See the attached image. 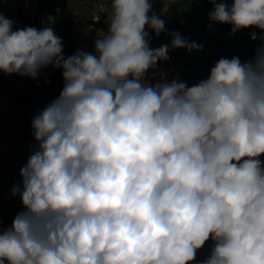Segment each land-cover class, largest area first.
<instances>
[{"label":"clouds","instance_id":"1","mask_svg":"<svg viewBox=\"0 0 264 264\" xmlns=\"http://www.w3.org/2000/svg\"><path fill=\"white\" fill-rule=\"evenodd\" d=\"M209 2L210 21L257 28L261 45L192 86L145 78L170 47L203 49L179 32L150 47L145 26L165 31L151 0H112L95 54L67 57L53 27L13 30L0 14V72L51 66L64 81L32 119L11 189L24 210L0 229V264H192L210 238L200 264H264V0Z\"/></svg>","mask_w":264,"mask_h":264},{"label":"trees","instance_id":"2","mask_svg":"<svg viewBox=\"0 0 264 264\" xmlns=\"http://www.w3.org/2000/svg\"><path fill=\"white\" fill-rule=\"evenodd\" d=\"M188 5L189 10L194 14L195 21L193 26L184 27L166 19V15L171 10V5L165 0H151L153 5L152 12L159 15L165 22V31L158 37L163 40H171L172 33L179 32L182 37L189 41H195L201 44L206 35L216 30H225L227 24H211L209 12L213 9V4L209 0H181ZM219 2V0H217ZM229 4L233 0H227ZM165 7L167 10L165 11ZM151 14V13H150ZM54 18V23L49 25L53 27L55 34L62 39L65 57L72 55V46L74 43L71 29L73 25V9L69 6L68 0H50L48 19ZM103 17L96 22L103 23ZM212 27H209V25ZM35 27L27 13H22L18 29L24 27ZM36 28V27H35ZM254 27L238 30L231 33L227 38L224 34L220 37V47L218 59L238 56L240 60H250L255 53L254 41L250 34L254 32ZM259 31V36L262 34ZM0 72V93L5 92L12 102L15 111L11 115L14 131L22 130L24 142L32 147L36 146L32 133V119L41 112L48 104L57 98L63 89L64 81L61 70L47 77H38L30 79L25 87H16L11 85L1 76ZM4 115V114H0ZM260 159L264 162V156ZM20 203L13 197H7L3 190H0V229L11 227L12 221L20 211ZM212 241V239H209ZM214 244L210 246L212 250ZM6 264V262H5Z\"/></svg>","mask_w":264,"mask_h":264},{"label":"rangeland","instance_id":"3","mask_svg":"<svg viewBox=\"0 0 264 264\" xmlns=\"http://www.w3.org/2000/svg\"><path fill=\"white\" fill-rule=\"evenodd\" d=\"M171 5V10L167 17H173V18H179L180 20H186L190 16V12L186 5L175 3L174 0H165ZM77 2V0H68L69 6L73 9L74 4ZM173 4V5H172ZM112 3L108 6L106 14L103 15V23L97 24L96 28L93 33L98 31L107 32L109 27V21L112 14ZM76 7V6H75ZM93 10L98 11L96 8H93ZM80 13L82 17L85 20H89L91 15V9L90 4L88 5L87 2L80 8ZM30 15L33 17L34 11L33 9H30ZM194 23L191 21V25H188L186 27L192 26ZM232 27V26H231ZM230 26H226L225 30L218 31V35H206L205 39L201 43L203 45L202 51H192L189 53L185 49H171L169 51V59L167 61L158 62V65L155 69H150L149 72L146 74V80L150 83H155L157 80L160 79V75L164 74L166 76V79L170 82L172 79L178 78L181 81H186L188 86H192L194 84H197L202 79H207L210 75L211 68L215 65V63L218 61V52H219V44L220 37L224 34L227 38L230 34ZM145 31L149 32V42L150 47L152 48H158L159 45L155 44L151 39H154V33L151 31V29L147 28ZM259 32V31H258ZM71 34L74 40L73 46H72V55L75 54L77 51L81 48V43L83 40L87 41L90 39L93 44L90 48L86 49L85 52H90L95 54V47L94 42L96 38L89 32H86L85 25L83 23H77L73 22ZM155 37H157L155 35ZM159 38V37H157ZM161 39V38H159ZM170 45V42H168ZM174 51V55L173 52ZM247 60H241V62H245ZM173 67V68H172ZM1 76L8 80L9 75L5 73H1ZM15 108L10 101L9 97L5 92L0 93V114H4L8 116L9 118L14 113ZM11 189H6L4 191V194L7 197H13L20 203V211H23L24 208L22 206V202L20 197L13 196L11 194ZM214 244L213 241L208 240L205 245L199 249L196 253L195 259H200V261H204L209 257L211 254L210 246Z\"/></svg>","mask_w":264,"mask_h":264},{"label":"built area","instance_id":"4","mask_svg":"<svg viewBox=\"0 0 264 264\" xmlns=\"http://www.w3.org/2000/svg\"><path fill=\"white\" fill-rule=\"evenodd\" d=\"M90 5L97 4L98 12L102 15L107 10V3L99 0H81ZM49 4L50 0H0V14L14 21L13 30L18 29L22 13H27L37 29L49 26ZM30 9H33V17L30 15ZM73 22L83 23L86 32L91 33L96 39L101 31L93 33L96 28V21L93 18L85 20L78 7L73 8ZM147 26V25H146ZM80 50L85 51L90 48L93 42L88 39L83 40ZM60 69H54L51 66L42 70L40 77H47L55 74ZM30 77H21L16 74L9 75L7 80L16 87H25ZM12 118L6 115H0V190L12 188L13 185L21 183L20 170L27 163L31 155L32 147L24 142L22 130L14 131Z\"/></svg>","mask_w":264,"mask_h":264},{"label":"crops","instance_id":"5","mask_svg":"<svg viewBox=\"0 0 264 264\" xmlns=\"http://www.w3.org/2000/svg\"><path fill=\"white\" fill-rule=\"evenodd\" d=\"M99 1H104V2H106L107 4H108V6L112 3V0H99ZM175 1V3H180V4H183V5H186L187 6V8H188V5L186 4V3H184L183 1H181V0H174ZM84 4H86V2H83V1H81V0H77V2L74 4V6H73V8H75V6L76 7H78L79 9L84 5ZM88 4V3H87ZM89 5V4H88ZM173 5V4H172ZM108 6H107V8H108ZM93 8H96L97 10H98V5L97 4H94V5H90V9H91V11H92V9ZM188 10H189V8H188ZM106 12H107V10H106ZM106 12L104 13V14H106ZM189 12H190V16H189V18L188 19H186V20H180L179 18H173V17H167L166 19L169 21V22H173V23H175V24H178V25H181V26H184V27H186V26H188V25H191V21H192V23H194V21H195V16H194V14L189 10ZM103 14V15H104ZM169 14V13H168ZM167 14V15H168ZM92 18V13H91V15H90V18L89 19H91ZM211 24H214V25H216L217 23H215V22H210ZM193 26V25H192ZM227 26H230V28H231V25L230 24H227ZM189 27H191V26H189ZM148 28V26H145V29H147ZM218 31H220V30H216V31H214L213 33H211V34H209V35H213V36H216V35H218ZM254 32H256V34H257V37H259V32H258V29L257 28H255L254 29ZM155 44H158L159 45V47L161 46V45H163V44H168V42H171V40H163V39H159V38H157V37H155V35H154V39H151ZM218 41H220V39H218ZM254 45H255V53H254V55L256 54V51H257V49L260 47V45H261V41H260V39L259 38H257L255 41H254ZM219 47H220V44H219ZM174 50H176V49H174ZM178 50V49H177ZM183 50V49H182ZM173 52V55H174V51H172ZM218 54H219V52H218ZM254 57V56H253ZM219 60V59H218ZM165 62V61H164ZM173 68V67H172ZM200 259H195L193 262H192V264H200Z\"/></svg>","mask_w":264,"mask_h":264},{"label":"water","instance_id":"6","mask_svg":"<svg viewBox=\"0 0 264 264\" xmlns=\"http://www.w3.org/2000/svg\"><path fill=\"white\" fill-rule=\"evenodd\" d=\"M91 12H92V18L96 22H98L103 17V15L101 13H99L98 11H95V10L92 9Z\"/></svg>","mask_w":264,"mask_h":264}]
</instances>
